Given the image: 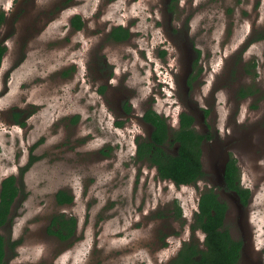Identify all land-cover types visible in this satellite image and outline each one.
Returning a JSON list of instances; mask_svg holds the SVG:
<instances>
[{"label":"rangeland","instance_id":"rangeland-1","mask_svg":"<svg viewBox=\"0 0 264 264\" xmlns=\"http://www.w3.org/2000/svg\"><path fill=\"white\" fill-rule=\"evenodd\" d=\"M0 12V181L13 174L20 186L0 229L17 241L3 264H167L183 242L202 243L191 224L206 187L228 203L235 239L247 215L237 264H264V0H0ZM118 25L129 35L114 41ZM241 87L257 91L239 97ZM148 109L172 128L189 113L209 134L195 184L137 159ZM229 154L251 191L242 210L221 190ZM59 189L73 201L57 204ZM58 212L76 218L65 240L46 231Z\"/></svg>","mask_w":264,"mask_h":264},{"label":"trees","instance_id":"trees-1","mask_svg":"<svg viewBox=\"0 0 264 264\" xmlns=\"http://www.w3.org/2000/svg\"><path fill=\"white\" fill-rule=\"evenodd\" d=\"M4 14L0 12V24L3 22ZM74 29L82 27L80 16L76 14L71 18ZM127 28L118 25L109 33L114 41L127 38ZM6 46L0 42V64ZM254 65V64H253ZM190 80H188V83ZM257 88L241 87L237 96L245 97L252 94ZM19 113H15V120ZM143 119L149 122L153 129L149 136L137 141L136 156L139 160H145L149 166L156 168L160 179H167L177 186L196 183L205 172L201 162V144L209 138L208 133L198 132L194 126L193 115L181 112L177 128H172L166 123L165 117L149 109L145 112ZM175 149L174 152L168 150ZM31 160L22 172L33 162ZM224 187L233 190L239 196L242 204L247 203L249 188H243L239 184L240 172L234 156L229 154L222 174ZM20 193L16 176L11 174L0 181V229L12 220V204ZM55 200L59 205L69 204L73 201V195L64 189L55 192ZM175 216L181 217V208L174 203ZM227 205L221 201L212 187L204 188L200 195L197 210L193 215L191 230L201 231L204 236L201 243L193 238L182 243L176 255L167 264H237L241 257L242 242L232 237L224 222ZM76 229V218L68 216L64 212L54 213L50 217L46 231L56 236L59 240L70 238ZM17 241H9L0 232V264L4 263L6 247Z\"/></svg>","mask_w":264,"mask_h":264},{"label":"flooded vegetation","instance_id":"flooded-vegetation-1","mask_svg":"<svg viewBox=\"0 0 264 264\" xmlns=\"http://www.w3.org/2000/svg\"><path fill=\"white\" fill-rule=\"evenodd\" d=\"M107 78H108V80H107V84L109 85L110 83H111V81H109V80H111V73H109L108 75H107ZM111 85V84H110ZM149 110V109H148ZM147 111V110H146ZM145 111V112H146ZM145 114V113H144ZM144 114L143 115H141V117H140V120L143 122V123H146V124H149L150 126H151V131H152V129H153V126L149 123V122H146L144 119H143V116H144ZM160 115V114H159ZM165 120H166V118H165ZM167 123V122H166ZM178 123H179V117H178ZM168 124V123H167ZM168 126H169V124H168ZM178 126V125H177ZM151 133V132H150ZM150 133L148 134V136L150 135ZM136 148H137V144H136ZM136 148H135V152H136ZM228 156L229 155H227V157H226V159H225V161H224V165H225V163H226V161L228 160ZM222 174H223V169H222ZM222 174H221V190H222V193L224 194V195H228V194H233L235 197H236V199H237V201H238V206H239V208H241V210H242V208H245L247 205H248V203H249V201H250V197H251V191L249 190V196H248V198H247V203L246 204H242L241 202H240V198H239V196L237 195V193L235 192V191H233V190H228V189H226L225 187H224V183H223V177H222ZM239 184H240V186L241 187H243V188H247V187H244V186H242V184L240 183V180H239ZM214 191H215V189H214ZM216 192V191H215ZM217 193V192H216ZM218 197H219V195H218ZM219 199L221 200V201H223V202H225L226 203V205H227V208H226V211H225V217H224V222H225V220L227 219V216H228V211H229V209H228V203L223 199V198H221V197H219ZM198 200H199V198H198ZM197 205H198V201H197ZM197 210V209H196ZM246 217V220L244 219V215L242 214V212L240 213V218L238 219V223L240 224V227H244L243 229H242V233H243V237H242V239H240V238H238L239 240H241V242H242V245H241V257H240V259L241 258H245V255H246V252L249 250V248H248V243L247 242H245L246 241V239L248 240V242H251L250 241V229H249V224H248V220H247V215L245 216ZM243 221V222H242ZM201 232V231H200ZM202 233V232H201ZM203 234V233H202ZM203 236H204V234H203ZM201 245H202V243H201ZM251 250L252 251H256V250H254L253 249V247H252V245H251V247H250V252H251ZM251 260V259H250ZM255 261V260H254ZM257 261V260H256ZM260 261V263H261V259L259 260ZM262 264V263H261Z\"/></svg>","mask_w":264,"mask_h":264},{"label":"water","instance_id":"water-1","mask_svg":"<svg viewBox=\"0 0 264 264\" xmlns=\"http://www.w3.org/2000/svg\"><path fill=\"white\" fill-rule=\"evenodd\" d=\"M224 168H225V165L223 164V168H222V169H223V171H224Z\"/></svg>","mask_w":264,"mask_h":264}]
</instances>
